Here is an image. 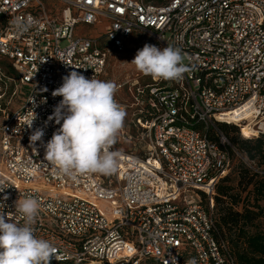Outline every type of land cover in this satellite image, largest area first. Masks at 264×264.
<instances>
[{
	"label": "built area",
	"instance_id": "1",
	"mask_svg": "<svg viewBox=\"0 0 264 264\" xmlns=\"http://www.w3.org/2000/svg\"><path fill=\"white\" fill-rule=\"evenodd\" d=\"M62 1L51 16L42 0H0V58L16 74L12 94H24L0 126V211L23 224L15 201L38 199L33 227L57 249L50 264H236L217 227L216 188L234 153L254 173L264 169L218 123L264 135V0ZM99 18L110 22L103 37L77 35ZM17 21L32 24L21 32ZM137 34L180 48L189 70L180 80L115 82L130 85L137 108L135 135L123 127L112 148L118 170L59 175L41 142L29 141L42 128L46 143L60 127L48 120L62 100L52 92L71 71L101 80L109 55ZM124 140L134 142L128 151L117 148Z\"/></svg>",
	"mask_w": 264,
	"mask_h": 264
},
{
	"label": "clouds",
	"instance_id": "2",
	"mask_svg": "<svg viewBox=\"0 0 264 264\" xmlns=\"http://www.w3.org/2000/svg\"><path fill=\"white\" fill-rule=\"evenodd\" d=\"M31 24L32 21H17L16 26L23 32ZM184 59L178 47L159 48L146 43L130 63L144 75L169 81L182 79L189 70ZM62 79V85L52 92L62 100L48 117L60 127L46 143L42 140L44 130L35 129L29 137L30 145L35 149L36 142H41L44 160L54 166L59 175L72 180L85 174H114L119 167L120 153L112 148L126 117L125 109L115 99L117 85L96 79L94 75L86 78L77 71H71ZM35 119L34 112L26 124L29 129ZM39 209L40 203L35 197L25 196L15 201V212L19 213L23 224L0 211V264H50L51 259L56 258L55 246L35 235L33 226ZM185 264H197V260L190 258Z\"/></svg>",
	"mask_w": 264,
	"mask_h": 264
},
{
	"label": "trees",
	"instance_id": "3",
	"mask_svg": "<svg viewBox=\"0 0 264 264\" xmlns=\"http://www.w3.org/2000/svg\"><path fill=\"white\" fill-rule=\"evenodd\" d=\"M0 71V95H3L6 90L13 87L10 78H14L16 74L10 64L1 58ZM218 127L226 133H233L231 136L229 134L230 140L239 151L243 150L246 153L250 161L259 159L260 162H264V135L258 138H247L240 134L236 125L218 123ZM252 172L251 175L249 169H241L239 181L242 184L254 183L258 201L264 197V176ZM253 177L257 180L254 181ZM225 180L227 177L222 181ZM232 189L231 186L221 184H218L216 188L215 202L219 233L229 241L236 264H264V230L259 225V220L264 215L263 209L257 202L252 204L242 202L232 193Z\"/></svg>",
	"mask_w": 264,
	"mask_h": 264
},
{
	"label": "rangeland",
	"instance_id": "4",
	"mask_svg": "<svg viewBox=\"0 0 264 264\" xmlns=\"http://www.w3.org/2000/svg\"><path fill=\"white\" fill-rule=\"evenodd\" d=\"M42 1L46 5L48 13L51 16L56 15V14L61 15L63 9L67 6V4L63 2L62 0H42ZM109 25H110V22L108 20L99 18L98 23L96 25L78 26L77 35L78 36H88V37H93V38H101L106 34L109 28ZM150 41L151 40L147 37L139 38V35L137 34L128 41L129 45L125 52L119 53V54L111 53L108 57L107 66L103 74L101 75V80L113 81V82L127 81L129 83V81L131 82L134 79H138L140 83L143 85L145 83H150L151 77L149 75H144L141 72L137 71L135 66L130 63L134 59L137 51L142 49L146 43L149 44ZM183 62L186 63V60L184 59ZM129 87L130 85L128 84L125 85L122 89L116 92L115 96L117 97L118 101L121 104L125 105L126 117L124 120V126H123L124 129H126L129 133H132L135 135V128L133 126V122L137 115V108L134 106L135 96L131 91H129ZM10 89L6 90V93H4L2 97L0 98V126L3 123V120L6 117V115L10 113L11 111L20 107V105L22 104L24 100L23 91L13 95L12 91L15 89L14 84H13V87H11ZM134 90L135 88H133V91ZM224 134L230 139V136L233 133L224 132ZM118 139H119V136H118ZM133 145H134L133 140H124V141H121L119 144H117V148L121 149L122 151H128L130 148H132ZM240 153L244 155L245 157L247 156L243 150H240ZM255 161L257 162L258 167L260 169H263L262 167H264V162L263 161L260 162L259 159H256ZM241 169H249L250 174L251 175L253 174L252 170L244 163L241 157L238 154L234 153V162H233L232 170L227 175V180L221 181L219 184L224 185V186H231L233 188L232 193L237 195L238 198H240L241 201L246 204H252L254 202H257L261 206L264 212V197L257 201L258 194L254 190L255 189L254 183L252 184H247L246 182H244L243 184L240 183L239 172ZM102 176H105V175H102ZM253 180L256 181L257 178L253 177ZM102 205H103L101 206L102 210H104L105 212H108L107 204H102ZM259 225L264 230V215L259 220Z\"/></svg>",
	"mask_w": 264,
	"mask_h": 264
},
{
	"label": "bare ground",
	"instance_id": "5",
	"mask_svg": "<svg viewBox=\"0 0 264 264\" xmlns=\"http://www.w3.org/2000/svg\"><path fill=\"white\" fill-rule=\"evenodd\" d=\"M241 135L243 137H252L254 135L253 131L249 128V127H243L242 131H241Z\"/></svg>",
	"mask_w": 264,
	"mask_h": 264
}]
</instances>
